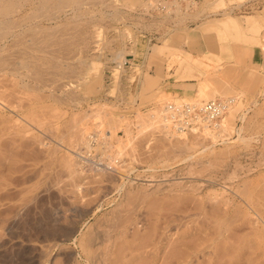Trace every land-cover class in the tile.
<instances>
[{
  "label": "rangeland",
  "instance_id": "obj_1",
  "mask_svg": "<svg viewBox=\"0 0 264 264\" xmlns=\"http://www.w3.org/2000/svg\"><path fill=\"white\" fill-rule=\"evenodd\" d=\"M43 1L0 16V264H264V0Z\"/></svg>",
  "mask_w": 264,
  "mask_h": 264
},
{
  "label": "built area",
  "instance_id": "obj_2",
  "mask_svg": "<svg viewBox=\"0 0 264 264\" xmlns=\"http://www.w3.org/2000/svg\"><path fill=\"white\" fill-rule=\"evenodd\" d=\"M229 104V102L215 100L202 106L190 104L169 105L165 110L168 120L172 122L174 128L177 131L184 132L197 127V125L200 126V124H207L212 127L219 125L218 122L223 117Z\"/></svg>",
  "mask_w": 264,
  "mask_h": 264
},
{
  "label": "bare ground",
  "instance_id": "obj_3",
  "mask_svg": "<svg viewBox=\"0 0 264 264\" xmlns=\"http://www.w3.org/2000/svg\"><path fill=\"white\" fill-rule=\"evenodd\" d=\"M16 1L17 0H0V16H2V17H4V18H9L11 15H12V13H15L16 11H15V9H17L18 10V8L16 7ZM23 1V0H22ZM52 1L53 0H44L43 2H44V5L47 7V8H51V5H55V4H52ZM71 0H69V1H67V2H70ZM63 2H65V1H63L62 0V4H63ZM66 2V3H67ZM55 3H58V2H55ZM59 3H61L60 1H59ZM57 4V6L59 5L60 6V4ZM65 3V4H66ZM18 4V3H17ZM43 4V3H42ZM65 4H63V5H65ZM16 7V8H15ZM53 7V6H52ZM55 7H56V5H55ZM60 7H62V6H60ZM168 7V6H167ZM45 8V7H44ZM15 11V12H14ZM13 16V15H12ZM5 20V19H4ZM19 20V19H18ZM11 21V20H10ZM9 20L8 21H4V23L6 24V26L8 25H10V26H12L11 24H14L12 21L10 22ZM228 21V20H227ZM2 23H3V21H2ZM225 23V22H224ZM219 24H221V23H219ZM224 25H226V24H224ZM233 25V24H232ZM231 25V26H232ZM51 65V64H50ZM124 65V62L123 63H121V65H120V67H122ZM19 66H21V67H23V68H28L29 66H32L29 62H27V61H21L20 63H19ZM35 68H36V70H35V73H36V75H40V73H41V68L39 67V66H37V64H35V66H34ZM202 106V105H201ZM71 126V125H70ZM213 127H215V128H217V127H219V125H214ZM178 132H180V131H178ZM71 133H72V136L73 137H76V136H80V138H83V136H84V132L82 131V133L80 134L79 133V130H76V128H75V125L74 126H72V130H71ZM180 133H183V132H180ZM92 145L93 144H95V138H94V140L92 141V143H91ZM91 147V146H90ZM56 151H57V149H56ZM87 153H88V151H86ZM70 162H71V160H70ZM66 163H68V161L66 162ZM71 164V163H70ZM70 164H67V165H69V166H71ZM66 165V166H67ZM69 166H67V167H69ZM18 215V214H17ZM16 215V216H17ZM15 216V217H16ZM14 217V218H15ZM13 220V219H12ZM17 220V219H16ZM12 224V223H11ZM14 224V223H13Z\"/></svg>",
  "mask_w": 264,
  "mask_h": 264
}]
</instances>
